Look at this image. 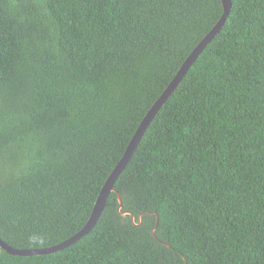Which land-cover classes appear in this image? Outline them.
Returning <instances> with one entry per match:
<instances>
[{
    "label": "trees",
    "instance_id": "16d2710c",
    "mask_svg": "<svg viewBox=\"0 0 264 264\" xmlns=\"http://www.w3.org/2000/svg\"><path fill=\"white\" fill-rule=\"evenodd\" d=\"M222 13L220 0H0V240L42 249L83 228ZM113 189L75 244L0 249V264H264V0H231Z\"/></svg>",
    "mask_w": 264,
    "mask_h": 264
},
{
    "label": "water",
    "instance_id": "95a60500",
    "mask_svg": "<svg viewBox=\"0 0 264 264\" xmlns=\"http://www.w3.org/2000/svg\"><path fill=\"white\" fill-rule=\"evenodd\" d=\"M223 8V13L218 20L217 24L208 32V34L200 41V43L194 48V50L188 55V57L184 60L180 68L178 69L176 75L173 77L172 81L168 84V86L164 89L160 97L156 100V102L151 106V108L148 110L142 121L140 122L138 128L136 129L134 135L132 136L122 158L117 163V165L114 167L108 178L106 179L105 183L103 184L97 199L94 203V207L92 209V212L90 214V217L86 224L83 226L81 230H79L76 234L68 238L67 240L48 247V248H42V249H14L12 247H9L7 244H5L2 240H0V249L5 251L7 254L12 256H20V257H30V256H43V255H50L54 253H58L71 245L78 242L80 239H82L84 236L88 235L92 229L95 227L96 223L98 222L104 208L106 207V200L110 193L114 191L113 187L118 179L119 175L122 173V171L127 166L128 162L130 161L135 149L137 148L143 134L145 133L146 129L148 128L149 124L152 122L153 118L157 114V112L160 110L164 102L171 96V94L174 92L178 84L182 81L183 77L193 64V62L196 60V58L199 56V54L202 52V50L206 47L208 43H210L214 37L220 32L222 27L224 26L226 19L230 13L231 10V0H220ZM118 202H119V208L118 212L121 216H126L127 213L121 211V199L119 196ZM132 221L134 220V217L131 216ZM140 223V220L138 221V224Z\"/></svg>",
    "mask_w": 264,
    "mask_h": 264
},
{
    "label": "clouds",
    "instance_id": "9594fccd",
    "mask_svg": "<svg viewBox=\"0 0 264 264\" xmlns=\"http://www.w3.org/2000/svg\"><path fill=\"white\" fill-rule=\"evenodd\" d=\"M222 5V4H221Z\"/></svg>",
    "mask_w": 264,
    "mask_h": 264
}]
</instances>
